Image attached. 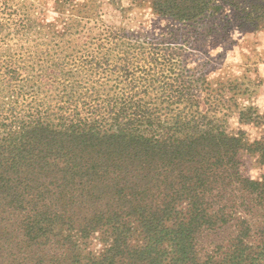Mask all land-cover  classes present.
<instances>
[{"label":"trees","instance_id":"16d2710c","mask_svg":"<svg viewBox=\"0 0 264 264\" xmlns=\"http://www.w3.org/2000/svg\"><path fill=\"white\" fill-rule=\"evenodd\" d=\"M99 1L0 0V30L26 38L92 23L76 66L22 78L0 61V264H264V173L241 156L264 166V111L182 58L232 27L263 30L264 0H107L149 9L158 36L103 20ZM49 2L54 22L33 12Z\"/></svg>","mask_w":264,"mask_h":264},{"label":"rangeland","instance_id":"374dc122","mask_svg":"<svg viewBox=\"0 0 264 264\" xmlns=\"http://www.w3.org/2000/svg\"><path fill=\"white\" fill-rule=\"evenodd\" d=\"M99 2L100 17L129 32L158 36L164 29V20L150 13L149 9L141 10L142 16H140L126 14L107 0ZM33 12L44 17L46 21L54 22L58 11L49 2L42 9L35 8ZM223 14L231 16L232 11L225 7ZM91 26V20L87 19L86 22L82 21L75 32L73 30L70 38L54 39L47 36L48 29H42L40 35L33 33L26 38L22 31L16 32L14 26L6 24L0 30V47H2L0 61L7 60L13 63L18 67V75L22 78L36 75L38 66L42 64L40 61L64 58L76 66L88 49L85 37L89 35L88 30ZM57 27L60 28L61 25L57 24ZM182 56L188 67L205 72L212 88H222L224 85L228 91L231 90L229 93L236 91L240 94L236 98L240 106L253 103L260 111H264V29L258 32H241L232 27L223 39L205 41L199 44L198 49L186 47ZM30 59L28 65H33L34 70H22V63ZM230 112L229 125L236 129L240 125L233 106ZM241 128L247 131L249 140L261 135L260 129L250 125H241ZM241 156L242 169L246 174L258 178L264 173V166L257 161L256 155L242 151ZM95 247H98V244Z\"/></svg>","mask_w":264,"mask_h":264}]
</instances>
